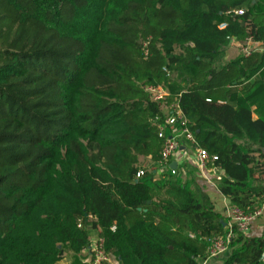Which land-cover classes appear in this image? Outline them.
Here are the masks:
<instances>
[{
    "label": "trees",
    "instance_id": "obj_1",
    "mask_svg": "<svg viewBox=\"0 0 264 264\" xmlns=\"http://www.w3.org/2000/svg\"><path fill=\"white\" fill-rule=\"evenodd\" d=\"M248 35L263 51L220 67ZM149 84L181 93L231 205L262 208L264 0H0V264H84L90 228L120 264L207 259L226 219L193 170L160 167ZM214 260L264 264V231Z\"/></svg>",
    "mask_w": 264,
    "mask_h": 264
},
{
    "label": "built area",
    "instance_id": "obj_2",
    "mask_svg": "<svg viewBox=\"0 0 264 264\" xmlns=\"http://www.w3.org/2000/svg\"><path fill=\"white\" fill-rule=\"evenodd\" d=\"M235 15H243L245 10L240 8L233 11ZM226 23L220 25L226 27ZM148 41L144 42L145 55H148ZM261 48L255 42L252 35H248L243 41L241 51L245 56H250L253 52ZM169 72V71H168ZM170 74V72L168 73ZM153 101L159 103L163 109V120L159 124L158 135L164 139L161 151L160 167L168 168L173 174L181 172L179 166L176 169L170 167L173 161L196 159L201 168H205L208 162L214 163L218 157L212 156L201 147L196 139L195 133L190 128L189 120L184 113L179 95H174L164 85L149 84L145 87ZM185 142L189 143L194 149V153H185ZM144 172L141 170L137 176L140 177ZM262 213V208L253 211H244L239 207L230 206L228 209L227 232L213 236L209 239L208 257L202 264H207L210 259H215L223 255L229 249L234 236V228L247 233L251 222ZM80 258L84 264H120L119 260L107 252L105 241L100 235L90 236L89 245L80 252Z\"/></svg>",
    "mask_w": 264,
    "mask_h": 264
},
{
    "label": "crops",
    "instance_id": "obj_3",
    "mask_svg": "<svg viewBox=\"0 0 264 264\" xmlns=\"http://www.w3.org/2000/svg\"><path fill=\"white\" fill-rule=\"evenodd\" d=\"M243 45V41H238L236 38L230 42L229 46L226 49V53L222 59L221 65H225L226 63L236 59L240 56L241 47ZM258 46L261 48L259 51H263L262 44L258 43ZM256 109V107H254ZM254 117H259V112L254 113ZM185 153H194V149L190 146L189 143L185 142ZM177 166H179L182 175L185 176L187 169L190 168L193 170L194 177L199 184V186L208 194L211 202L213 203L215 210L221 213V215L226 219V228L228 225V209L230 208L231 202L228 197L223 195L221 190L219 189L218 183L219 180L224 176V170L220 166H216L212 162H208L207 166L203 169L200 167L196 159L188 160L187 158H183L178 161ZM90 236L99 235L98 230L91 229ZM264 231V206L262 207V213L260 216L256 217L250 225L247 233H244L248 236H260ZM67 260V264H71V257L63 258L59 264H63L62 262ZM213 262V263H212ZM216 264L217 261L214 259H210L207 264Z\"/></svg>",
    "mask_w": 264,
    "mask_h": 264
},
{
    "label": "rangeland",
    "instance_id": "obj_4",
    "mask_svg": "<svg viewBox=\"0 0 264 264\" xmlns=\"http://www.w3.org/2000/svg\"><path fill=\"white\" fill-rule=\"evenodd\" d=\"M242 55H244V53L242 51H240ZM245 56V55H244ZM221 62V61H220ZM221 63H220V67H221ZM237 69L236 68H231L229 69L227 72L225 71H220L219 74L216 76V79L214 81V85L217 87H222V86H228L229 84H231L233 82L234 79L237 78ZM229 221V220H228ZM64 258H68L70 259V255H65ZM63 264H67V260H64L62 262ZM213 263V262H212ZM211 263V264H212Z\"/></svg>",
    "mask_w": 264,
    "mask_h": 264
},
{
    "label": "water",
    "instance_id": "obj_5",
    "mask_svg": "<svg viewBox=\"0 0 264 264\" xmlns=\"http://www.w3.org/2000/svg\"><path fill=\"white\" fill-rule=\"evenodd\" d=\"M170 167L173 168V169H176V168H177V162H176V161H173V162L170 164Z\"/></svg>",
    "mask_w": 264,
    "mask_h": 264
}]
</instances>
